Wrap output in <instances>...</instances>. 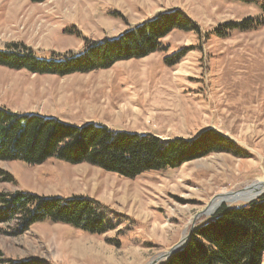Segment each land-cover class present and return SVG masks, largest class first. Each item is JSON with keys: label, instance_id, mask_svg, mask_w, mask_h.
I'll return each mask as SVG.
<instances>
[{"label": "rangeland", "instance_id": "obj_1", "mask_svg": "<svg viewBox=\"0 0 264 264\" xmlns=\"http://www.w3.org/2000/svg\"><path fill=\"white\" fill-rule=\"evenodd\" d=\"M173 10L198 31H173L163 49L143 59L65 77L0 67V108L164 141L214 130L242 155L214 153L133 180L56 158L37 166L0 162V193L89 198L105 207L115 228L92 235L45 221L23 231L0 220V264H164L162 255L223 206L247 203L240 197L208 212L215 199L264 183V26L224 27L259 18L257 7L228 0H0V49L18 44L43 58L78 54ZM180 54L169 66L166 59Z\"/></svg>", "mask_w": 264, "mask_h": 264}, {"label": "trees", "instance_id": "obj_2", "mask_svg": "<svg viewBox=\"0 0 264 264\" xmlns=\"http://www.w3.org/2000/svg\"><path fill=\"white\" fill-rule=\"evenodd\" d=\"M29 1L42 4L49 0ZM228 1L253 5L261 16L229 23L224 26L226 31L247 32L264 26V0ZM176 30L193 32L198 27L180 10L162 12L116 38L89 43L78 54L43 58L22 45H8L0 49V67L34 75L88 74L150 56L163 49L162 40ZM182 58L181 54L174 55L166 62L174 66ZM236 149L232 141L214 130L190 140L164 141L150 134L115 131L101 124L71 125L55 117L15 114L0 108V162L21 161L37 166L56 158L69 165L87 164L133 180L144 173L176 170L214 153L241 156ZM0 220L16 221L23 231L45 221L92 235L115 229L107 219L105 207L83 197L66 200L0 193ZM164 264H264V194L247 203L223 206L196 227L185 246Z\"/></svg>", "mask_w": 264, "mask_h": 264}, {"label": "bare ground", "instance_id": "obj_3", "mask_svg": "<svg viewBox=\"0 0 264 264\" xmlns=\"http://www.w3.org/2000/svg\"><path fill=\"white\" fill-rule=\"evenodd\" d=\"M257 189H258V184L253 185V187L248 188L244 192L237 194V195H232V194L225 195L224 194L222 196H219L217 199H215L212 202L211 205H209L208 212H214V211L218 210L219 207H221V205L226 201L235 200V199L240 198V197H243V198L253 197V196L257 195L258 193H260L262 190H264V188H261L258 191H257Z\"/></svg>", "mask_w": 264, "mask_h": 264}, {"label": "water", "instance_id": "obj_4", "mask_svg": "<svg viewBox=\"0 0 264 264\" xmlns=\"http://www.w3.org/2000/svg\"><path fill=\"white\" fill-rule=\"evenodd\" d=\"M251 187H253V186H251ZM251 187H249V188H251ZM261 188H264V183H258V189H257V191L259 190V189H261ZM248 188H246L245 190H247ZM245 190H243V191H240V192H236V193H230V194H232V195H237V194H240V193H242V192H244ZM260 192V191H259ZM264 193V190H262L260 193H258L257 195H255L254 197H252V198H247L246 199V202H250V201H253V200H255L256 198H258L259 196H261L262 194ZM238 199H236V200H232L231 202H235V201H237ZM241 200H245V199H241ZM192 231L193 230H191L190 231V233L188 234V236H186L178 245H176L175 247H173L170 251H168L167 253H165L164 255H162V259H165V260H167V259H169L172 255H174L175 253H177L178 251H180L184 246H185V244H186V242L188 241V239H189V237H190V235L192 234Z\"/></svg>", "mask_w": 264, "mask_h": 264}, {"label": "crops", "instance_id": "obj_5", "mask_svg": "<svg viewBox=\"0 0 264 264\" xmlns=\"http://www.w3.org/2000/svg\"><path fill=\"white\" fill-rule=\"evenodd\" d=\"M89 124V123H88ZM207 129H215L213 126H208L207 128H206V130Z\"/></svg>", "mask_w": 264, "mask_h": 264}]
</instances>
